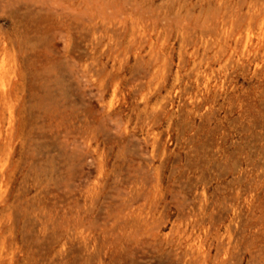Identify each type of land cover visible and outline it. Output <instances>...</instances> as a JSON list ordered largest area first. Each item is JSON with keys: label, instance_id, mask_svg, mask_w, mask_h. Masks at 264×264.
Wrapping results in <instances>:
<instances>
[{"label": "rangeland", "instance_id": "rangeland-1", "mask_svg": "<svg viewBox=\"0 0 264 264\" xmlns=\"http://www.w3.org/2000/svg\"><path fill=\"white\" fill-rule=\"evenodd\" d=\"M0 264H264V0H0Z\"/></svg>", "mask_w": 264, "mask_h": 264}]
</instances>
